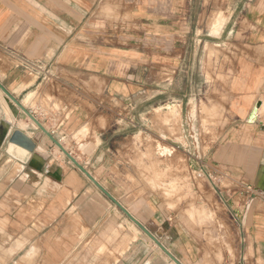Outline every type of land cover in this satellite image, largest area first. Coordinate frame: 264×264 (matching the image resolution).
Here are the masks:
<instances>
[{
	"label": "crops",
	"instance_id": "obj_1",
	"mask_svg": "<svg viewBox=\"0 0 264 264\" xmlns=\"http://www.w3.org/2000/svg\"><path fill=\"white\" fill-rule=\"evenodd\" d=\"M0 53V84L132 217L181 264H218L191 232L166 228L157 199L116 192L128 182L115 157L134 153L101 124L125 114L139 156V137L160 139L147 129L159 110L175 109L161 155L177 148L189 169L229 184L223 203L244 237L236 264H264V0H0ZM3 120L0 264H172L33 123ZM15 129L35 144L23 159L7 150Z\"/></svg>",
	"mask_w": 264,
	"mask_h": 264
},
{
	"label": "rangeland",
	"instance_id": "obj_2",
	"mask_svg": "<svg viewBox=\"0 0 264 264\" xmlns=\"http://www.w3.org/2000/svg\"><path fill=\"white\" fill-rule=\"evenodd\" d=\"M3 60H6V55L0 53V63ZM2 102H6L9 107L12 125L16 124L22 129L28 128L29 125L34 127L31 121H15L14 116L20 110L0 90L1 124L3 123L1 121H4V112L1 108ZM165 112L166 110H159L157 119L153 124H149L147 128L148 133L153 130L156 133L154 135H159L160 139L157 140L155 137L153 139L149 138L142 144L140 143L141 138L138 136V148L139 150L141 149L140 147L143 149V153H140L141 150L139 151V156H136L135 152L136 138L134 139V136L136 129L133 127V123L132 125H127L124 122H119V119L125 117V114L118 113L121 117L116 118V124L113 123L110 126L101 124V127L106 130L107 134L112 135V133H116L122 137H124L123 135L129 136V149L131 147L134 153L132 154L134 156L131 155V152L130 155L123 156L120 152L119 156L115 157L116 161H119V166L114 168L116 174L123 176L124 181L128 182L127 186L119 185L117 187L116 185L115 187L118 188L116 192L121 194V199H157L160 207L167 213L166 228L172 226L185 229L195 235L201 247L202 260L205 262L211 260L214 262L216 260L218 264H225L226 262L236 264L241 259V255L236 254V251L237 249H241L242 237L241 235L238 236L237 231L234 229L236 226L233 228L230 224L226 205L219 201L217 193H215L212 187L213 183L218 185L222 194L224 190L228 189L229 184L225 183V181L219 184L218 179H214L212 182L200 170L189 169L186 160L179 154L180 152L177 148H175L170 158L161 155V153H170V150L167 149L170 146L167 145L165 140V136L167 135L166 129L170 119H176L177 116L175 109H172L170 113ZM20 113L21 116L24 115L21 111ZM129 116L134 117L133 111ZM174 135V140L181 147L183 142L180 139L181 134L180 132L178 133L177 129ZM80 141L63 140L67 148L71 146L76 147L75 152L78 158L85 159L89 157V151L79 149V145L84 144L82 141V143H79ZM122 142L124 143V141ZM160 146L163 148L160 149ZM113 148H116V146L113 145ZM159 149L161 152H159ZM152 153H158V155L154 156ZM7 158L4 150L1 149L0 165L6 164ZM99 163V161L95 162L96 165ZM5 185V183L0 182V199H5V187H3ZM107 200L109 201V199ZM259 204L261 205V203ZM123 217L125 218V216ZM129 223V227H135L131 224L132 222L129 221ZM161 228L165 229V227ZM0 233L3 232L0 231ZM11 241L12 238L10 236L3 235L1 237V243L5 244ZM246 246L245 244V248ZM155 247L158 248L157 246ZM158 250L165 255L159 248ZM248 253L249 255L252 253L250 244H248ZM166 258L171 261L167 256ZM171 263L174 264L172 261Z\"/></svg>",
	"mask_w": 264,
	"mask_h": 264
},
{
	"label": "water",
	"instance_id": "obj_3",
	"mask_svg": "<svg viewBox=\"0 0 264 264\" xmlns=\"http://www.w3.org/2000/svg\"><path fill=\"white\" fill-rule=\"evenodd\" d=\"M0 90L12 103L39 129L49 140L58 148V150L72 163L79 171H81L87 179L107 198L113 203L140 231H142L174 264H181L159 241L151 234L140 222H138L130 213L116 201L92 176L91 174L62 146V144L49 132L42 124L14 97L12 96L1 84ZM254 112V114H253ZM250 117L255 118L256 110L254 109ZM253 114V116H252ZM252 118L253 121L254 119ZM10 144L16 145L29 153L35 149L34 142L19 129H15L9 139Z\"/></svg>",
	"mask_w": 264,
	"mask_h": 264
},
{
	"label": "bare ground",
	"instance_id": "obj_4",
	"mask_svg": "<svg viewBox=\"0 0 264 264\" xmlns=\"http://www.w3.org/2000/svg\"><path fill=\"white\" fill-rule=\"evenodd\" d=\"M5 97H6V96H5ZM7 99H8V98H7ZM0 106H1V104H0ZM1 108H2V110H3V112H4V119H5V122L10 124V122H8V121H11V120H10V115H11V114H10L9 107L7 106L6 102H2V107H1ZM253 114H254V112H253ZM253 114H252V116H253ZM252 118H253V117H250L249 120H252ZM253 119H254V118H253ZM6 120H8V121H6ZM8 130H9V129H8ZM7 132H8V131H7ZM7 150L9 151V153H11V154H15V155H17L19 158H21V159L25 158L26 155H28V152H27L26 150H24V149H22V148H19V147L13 145V144H10ZM15 151H16V152H15Z\"/></svg>",
	"mask_w": 264,
	"mask_h": 264
},
{
	"label": "built area",
	"instance_id": "obj_5",
	"mask_svg": "<svg viewBox=\"0 0 264 264\" xmlns=\"http://www.w3.org/2000/svg\"><path fill=\"white\" fill-rule=\"evenodd\" d=\"M203 174H204V176L207 178V179H209V180H211V177H210V175L207 173V172H204L203 170H200ZM212 181V180H211ZM213 182V181H212ZM212 187H213V189H214V191H215V193H217V197H218V199H219V201H221V202H224V197H223V195L221 194V192H220V190H219V187L216 185V184H212ZM232 219L234 220V222L235 223H238V221H237V219L235 218V217H232ZM239 224V223H238ZM239 233L240 234H242V229H241V226L239 225ZM242 238H241V243H244V237H243V235L241 236Z\"/></svg>",
	"mask_w": 264,
	"mask_h": 264
}]
</instances>
